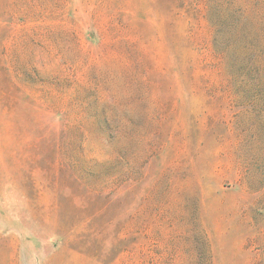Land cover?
Returning <instances> with one entry per match:
<instances>
[{
	"label": "rangeland",
	"instance_id": "obj_1",
	"mask_svg": "<svg viewBox=\"0 0 264 264\" xmlns=\"http://www.w3.org/2000/svg\"><path fill=\"white\" fill-rule=\"evenodd\" d=\"M203 3L0 0L38 74L0 63V264H264V95L220 73ZM72 87L115 108L106 140L88 108L66 135Z\"/></svg>",
	"mask_w": 264,
	"mask_h": 264
},
{
	"label": "trees",
	"instance_id": "obj_2",
	"mask_svg": "<svg viewBox=\"0 0 264 264\" xmlns=\"http://www.w3.org/2000/svg\"><path fill=\"white\" fill-rule=\"evenodd\" d=\"M203 5V16L212 29L211 51L219 60L220 73L236 82L240 81L239 83L242 85L255 87L259 90L256 94L264 95V0H204ZM6 37H8V33ZM0 49V63L6 65L5 69L14 70L13 68H17L15 70L19 74V79L26 81L28 78L29 82L35 87L37 85L38 88V74L32 62H26L20 54L15 53L12 55L16 58L11 59L7 55V46L3 44L0 45ZM15 64L18 66L14 67ZM32 76L37 79L35 84L31 81ZM57 79L60 77L57 76ZM62 80L66 83L75 81L67 75H64ZM18 91L26 92L25 89H18ZM81 92H83V96ZM67 93L72 94L69 101L61 103L58 101L60 98L56 99L62 107L58 111L66 118V123H64L66 135L69 131L67 128L69 124H72L70 128L74 131H79L76 125L67 119L70 111L88 108L90 112L102 119V123L97 126L102 132L98 138L101 141L106 140L103 132L112 130L109 121L115 118V113H113L115 108H111L107 102L102 101L97 87L92 91L91 89L81 90L78 87H72ZM89 131L84 127L82 131L71 136H79L81 141L80 136H84L85 139L89 138L91 134ZM70 137L68 136L69 139Z\"/></svg>",
	"mask_w": 264,
	"mask_h": 264
}]
</instances>
